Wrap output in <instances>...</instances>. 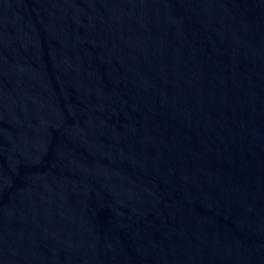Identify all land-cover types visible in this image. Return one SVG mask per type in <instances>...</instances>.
<instances>
[{"label": "water", "instance_id": "95a60500", "mask_svg": "<svg viewBox=\"0 0 264 264\" xmlns=\"http://www.w3.org/2000/svg\"><path fill=\"white\" fill-rule=\"evenodd\" d=\"M0 264H264V0H0Z\"/></svg>", "mask_w": 264, "mask_h": 264}]
</instances>
